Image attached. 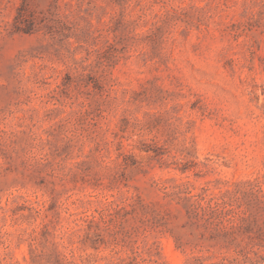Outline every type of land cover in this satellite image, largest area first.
Masks as SVG:
<instances>
[{"label": "rangeland", "instance_id": "rangeland-1", "mask_svg": "<svg viewBox=\"0 0 264 264\" xmlns=\"http://www.w3.org/2000/svg\"><path fill=\"white\" fill-rule=\"evenodd\" d=\"M0 264H264V0H0Z\"/></svg>", "mask_w": 264, "mask_h": 264}]
</instances>
